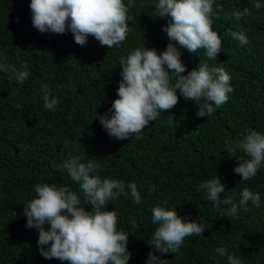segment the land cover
Listing matches in <instances>:
<instances>
[{
    "label": "trees",
    "instance_id": "obj_1",
    "mask_svg": "<svg viewBox=\"0 0 264 264\" xmlns=\"http://www.w3.org/2000/svg\"><path fill=\"white\" fill-rule=\"evenodd\" d=\"M156 3L132 0L126 40L107 49L91 36L84 46L77 45L70 31L42 34L32 25L30 0H0V53L18 67L26 61L30 73L23 84L0 73V264H67L40 255L38 231L25 227L23 208L35 197L36 184L68 186L78 192L67 173L54 167L70 155L81 156L85 163L95 159L99 171L94 174L102 179L137 185L140 204L121 195L108 206L117 212L118 230L129 234V264H147L152 251L147 243L157 227L151 222V209L158 203L206 228L202 236L187 237L177 256L155 253L168 264H228L226 257L215 253L218 247L243 264H264V164L254 178L242 181L233 171L237 160L225 146V141L234 145L248 129L264 133V0H214L213 30L222 39L216 60H209L203 49L192 54L180 49L188 71L201 62L229 73L234 91L226 104L197 118L195 104L181 96L173 109L150 122L142 139L117 140L98 118L118 98L120 57L143 45L158 53L165 50L169 41L162 27L168 18L157 17ZM256 3L261 8H255ZM246 8L248 14L241 20L232 17ZM229 29L243 32L249 43L240 46L227 35ZM43 84L58 99L52 110L43 106ZM236 156L244 154L238 150ZM216 174L226 191L239 193L248 187L258 192L261 207L249 203V210H241L238 218L223 216L227 206L213 207L198 190ZM78 195L82 198V193ZM85 208L91 210L90 205Z\"/></svg>",
    "mask_w": 264,
    "mask_h": 264
},
{
    "label": "clouds",
    "instance_id": "obj_2",
    "mask_svg": "<svg viewBox=\"0 0 264 264\" xmlns=\"http://www.w3.org/2000/svg\"><path fill=\"white\" fill-rule=\"evenodd\" d=\"M214 0H157L155 12L158 18H168L162 31L168 43L164 51L137 47L126 56H121L119 65L121 79L118 82L117 99L109 111L99 115L102 128L117 140H128L134 136L142 139L141 133L152 121L165 111L173 109L182 96L196 106L197 118L207 117L229 100L234 89L231 76L223 67H210L207 63L188 71L182 62L181 48L188 53L203 49L209 60H216L222 49V39L213 30ZM132 0H30L31 22L40 33L64 35L71 32L74 42L84 46L91 36L99 45L111 49L126 40L129 26V9ZM261 8L260 3L254 5ZM248 14L235 11L232 17L239 21ZM240 46L249 43L241 31L228 30ZM187 72V75L185 73ZM0 73L7 74L9 81L23 84L29 76V65L20 61L19 67L8 62L0 53ZM45 109L52 110L58 105L50 87L43 84L40 90ZM179 92V96L177 93ZM168 120L174 117L169 116ZM226 152L237 160L233 171L249 181L264 164V133L248 129L236 143L225 141ZM244 157H237V151ZM79 155L68 156L61 168L78 185V192L68 186L36 184L35 197L23 208L27 218L26 228L38 231V249L46 260L56 259L67 264H129V234L118 230V215L108 210L111 201L121 195L130 196L136 204L142 202L135 183L127 186L122 181L102 179L98 174L99 165L95 159L81 162ZM127 187V191H126ZM206 194L213 207L227 206L223 216L238 218L241 210L248 211L261 207L258 192L244 187L239 193L228 189L217 174L204 180L198 187ZM221 193L225 198L221 199ZM167 204L166 201L163 202ZM90 205L91 210L85 206ZM152 224L156 225L151 240L152 249L147 264H168L161 255L180 254L181 245L190 236H202L206 228L196 220L188 221L175 209L168 210L160 203L151 209ZM133 228L137 227L131 219ZM47 226V227H45ZM218 256L226 257L228 264H243L236 255L224 247L215 250Z\"/></svg>",
    "mask_w": 264,
    "mask_h": 264
}]
</instances>
